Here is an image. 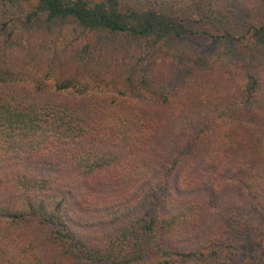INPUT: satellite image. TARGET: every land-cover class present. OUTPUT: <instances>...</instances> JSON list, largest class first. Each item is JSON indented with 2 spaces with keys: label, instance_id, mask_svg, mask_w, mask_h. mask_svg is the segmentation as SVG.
<instances>
[{
  "label": "trees",
  "instance_id": "obj_1",
  "mask_svg": "<svg viewBox=\"0 0 264 264\" xmlns=\"http://www.w3.org/2000/svg\"><path fill=\"white\" fill-rule=\"evenodd\" d=\"M219 5L0 0V264H264V6ZM21 7L46 24L44 60L12 45ZM188 40L254 72L227 96L135 63Z\"/></svg>",
  "mask_w": 264,
  "mask_h": 264
},
{
  "label": "rangeland",
  "instance_id": "obj_2",
  "mask_svg": "<svg viewBox=\"0 0 264 264\" xmlns=\"http://www.w3.org/2000/svg\"><path fill=\"white\" fill-rule=\"evenodd\" d=\"M207 0H135V2H141L146 5H153L164 8L176 7L182 10H191L194 9L198 4ZM219 2L218 12L220 13H229V8L237 9L238 14L241 17L247 14H255L254 16H258V13L262 11L263 6L258 0H251L254 4L247 5L241 0H217ZM247 5V6H246ZM13 11L16 14L15 21L20 27V36L21 39L19 41H13V46L17 49V54L21 55V58L25 59V56L28 55V58L44 60L45 54L42 49H38V45H44L46 43V34L47 27L43 20H40L38 23L34 25H26L22 22L23 19V9L15 8ZM66 23V22H65ZM63 23V24H65ZM62 25V22L56 24L55 28H59ZM43 31H46L43 33ZM7 32H3L1 35H5ZM0 35V45L3 44L5 39ZM86 35V34H85ZM90 39L93 40L98 46V48L105 43V40L108 38L102 36L100 34L88 35ZM92 42V43H93ZM32 46L33 51L30 53H24L26 51V47ZM130 51L124 53L115 52L111 45H107L105 47L104 55L105 58H109V62L112 65H116L115 63L118 61H122L123 63L128 62L129 59L133 56V52L138 51L140 44L132 43L130 45ZM25 47L24 52L21 51V48ZM232 48L226 46H217L213 45L210 48H205L202 44L194 41H180L178 44H174L172 49H168L166 51H157L151 55H137L135 57V63L139 62L140 68H142L148 60L155 63L158 67V71H160V75L163 72H166L169 76L172 75V72L175 70L178 73L174 74L175 79L170 80L167 88L169 91L181 89L183 88L184 81L197 80L198 82L205 83L203 80H207L210 85V88L213 90L216 89L219 92H225L227 96L229 94H236L241 88L242 77L245 76V66L251 68L254 72L253 66L254 64L247 61V57L240 51H235L231 53ZM179 50V51H175ZM237 50V46H236ZM15 52V53H16ZM91 52V51H90ZM88 53V55L90 54ZM14 53V54H15ZM137 54V53H136ZM81 56H85L84 54H80L79 58H83ZM87 56V55H86ZM114 57L113 59H110ZM140 58H142L140 60ZM144 60V61H142ZM142 61V62H141ZM133 62V61H132ZM253 65V66H252ZM195 76V77H194ZM211 82V83H210ZM192 88L197 86L195 84H189ZM196 88V87H195ZM222 88V89H221ZM170 94V93H168Z\"/></svg>",
  "mask_w": 264,
  "mask_h": 264
}]
</instances>
